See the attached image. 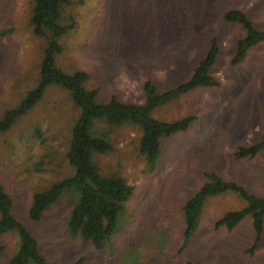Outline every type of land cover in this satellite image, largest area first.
I'll list each match as a JSON object with an SVG mask.
<instances>
[{
  "label": "rangeland",
  "instance_id": "rangeland-1",
  "mask_svg": "<svg viewBox=\"0 0 264 264\" xmlns=\"http://www.w3.org/2000/svg\"><path fill=\"white\" fill-rule=\"evenodd\" d=\"M69 1L62 19H74L76 25L60 39L63 50L56 63L68 73L86 71V87L97 90L98 101L115 95L142 103L147 76L161 90L188 80L212 39L219 53L210 72L221 85L196 88L152 112L164 121L186 115L195 120L186 130L161 139V155L151 167L138 151V126L110 129L104 118L94 122L91 132L106 134L112 145L109 152L93 155L99 173L120 175L134 187L101 250L67 228L78 196L75 189L65 192L42 220L28 216L35 192L74 173L66 152L79 108L67 90L47 86L26 116L0 136V182L13 199V215L53 262L84 256L82 264H264V230L253 254L245 253L254 238L249 215L233 229L215 227L225 212L244 205L233 191L205 199L195 232L179 250L185 241L183 206L210 180L208 173L264 197V148L252 158L234 157L239 146L264 135V41L232 64L236 41L245 30L223 19L227 10L238 8L264 30V0ZM31 9L32 0H0V30L7 31L0 37V117L39 81L46 39L32 32ZM197 25H203L202 30L197 31ZM37 131L44 141L35 136ZM17 241L14 233L0 235V246L5 247L0 264L14 252Z\"/></svg>",
  "mask_w": 264,
  "mask_h": 264
},
{
  "label": "trees",
  "instance_id": "trees-1",
  "mask_svg": "<svg viewBox=\"0 0 264 264\" xmlns=\"http://www.w3.org/2000/svg\"><path fill=\"white\" fill-rule=\"evenodd\" d=\"M69 0H32L29 24L35 36L45 38V46L39 63L38 83L26 97L16 106L4 111L0 117V136L11 129L43 96L47 86L56 84L67 90L71 101L79 108V115L74 121L66 159L74 173L49 187L35 192L28 209L31 221L42 220L45 212L55 204L61 196L75 189L78 196L67 216L66 224L72 234L89 242L96 250L104 248L111 239L117 225V217L133 192V185L117 174L102 175L99 173L93 155L112 150V145L106 134L95 135L91 132L94 122L104 118L109 128L124 124L136 125L140 129L138 151L144 156L147 166L155 165L162 152L161 139L174 133L186 130L195 120L194 115H186L173 121L155 118L152 112L179 96L196 88L219 87L220 81L211 74L219 46L212 39L205 56L194 67L190 78L175 87L161 90L150 78L143 81L144 101L142 103L126 102L112 95L106 101L96 99L97 90L88 89L86 83L89 74L84 70L65 72L56 63V56L62 52L60 39L76 25L74 19L63 21V7ZM227 22L237 23L245 30V35L235 44L232 64L242 61L248 49L264 41V30L257 28L247 14L238 8L223 13ZM62 20V22H61ZM203 25H197L196 30H202ZM7 34L0 30V37ZM36 133V132H35ZM37 138L44 141L42 133L37 131ZM264 148V135L255 143L239 146L234 152L236 159L252 158ZM210 179L186 201L183 206L185 241L180 247L182 251L190 236L195 232L201 209L207 197L226 191H233L240 197L244 205L238 209L225 212L215 222V227L225 226L233 229L244 217H251L254 238L252 245L245 253L252 255L259 245L264 230V197L250 191L245 185L222 178L219 174H207ZM13 199L0 182V235L14 233L17 246L13 253L7 255L3 264H82L84 256L74 261H49L41 252L38 239L32 232L13 215ZM5 247L0 246V253ZM185 264H194L187 261Z\"/></svg>",
  "mask_w": 264,
  "mask_h": 264
},
{
  "label": "clouds",
  "instance_id": "clouds-1",
  "mask_svg": "<svg viewBox=\"0 0 264 264\" xmlns=\"http://www.w3.org/2000/svg\"><path fill=\"white\" fill-rule=\"evenodd\" d=\"M160 75H163V73H161ZM133 87H135V85H133Z\"/></svg>",
  "mask_w": 264,
  "mask_h": 264
}]
</instances>
